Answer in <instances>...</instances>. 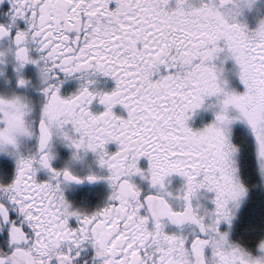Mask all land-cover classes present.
<instances>
[{
	"label": "snow or ice",
	"instance_id": "6c2138e0",
	"mask_svg": "<svg viewBox=\"0 0 264 264\" xmlns=\"http://www.w3.org/2000/svg\"><path fill=\"white\" fill-rule=\"evenodd\" d=\"M0 264H264V0H0Z\"/></svg>",
	"mask_w": 264,
	"mask_h": 264
},
{
	"label": "flooded vegetation",
	"instance_id": "af4514ba",
	"mask_svg": "<svg viewBox=\"0 0 264 264\" xmlns=\"http://www.w3.org/2000/svg\"><path fill=\"white\" fill-rule=\"evenodd\" d=\"M96 190L97 188L95 186L83 185L70 190V194L75 195L77 197H87L91 194L92 191Z\"/></svg>",
	"mask_w": 264,
	"mask_h": 264
}]
</instances>
